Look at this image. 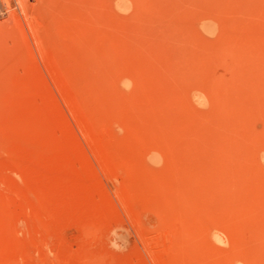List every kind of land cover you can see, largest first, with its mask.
<instances>
[{"label": "rangeland", "instance_id": "obj_1", "mask_svg": "<svg viewBox=\"0 0 264 264\" xmlns=\"http://www.w3.org/2000/svg\"><path fill=\"white\" fill-rule=\"evenodd\" d=\"M264 0H0V264H264Z\"/></svg>", "mask_w": 264, "mask_h": 264}, {"label": "bare ground", "instance_id": "obj_2", "mask_svg": "<svg viewBox=\"0 0 264 264\" xmlns=\"http://www.w3.org/2000/svg\"><path fill=\"white\" fill-rule=\"evenodd\" d=\"M261 163L263 164L262 166H264V154L261 156Z\"/></svg>", "mask_w": 264, "mask_h": 264}]
</instances>
